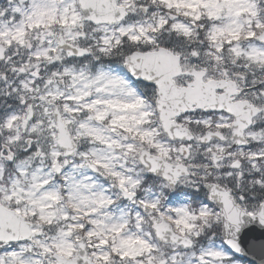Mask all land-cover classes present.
<instances>
[{"label": "snow or ice", "instance_id": "obj_1", "mask_svg": "<svg viewBox=\"0 0 264 264\" xmlns=\"http://www.w3.org/2000/svg\"><path fill=\"white\" fill-rule=\"evenodd\" d=\"M0 264H264V0H0Z\"/></svg>", "mask_w": 264, "mask_h": 264}]
</instances>
